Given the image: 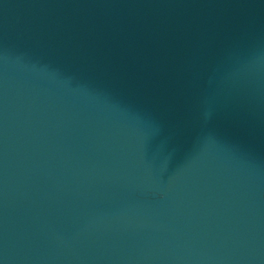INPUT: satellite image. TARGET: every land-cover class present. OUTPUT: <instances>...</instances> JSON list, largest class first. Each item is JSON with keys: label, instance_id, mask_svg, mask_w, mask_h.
<instances>
[{"label": "water", "instance_id": "1", "mask_svg": "<svg viewBox=\"0 0 264 264\" xmlns=\"http://www.w3.org/2000/svg\"><path fill=\"white\" fill-rule=\"evenodd\" d=\"M0 264H264V0H0Z\"/></svg>", "mask_w": 264, "mask_h": 264}]
</instances>
